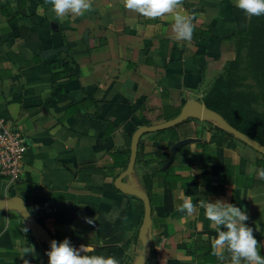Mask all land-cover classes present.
Listing matches in <instances>:
<instances>
[{
  "label": "crops",
  "instance_id": "obj_1",
  "mask_svg": "<svg viewBox=\"0 0 264 264\" xmlns=\"http://www.w3.org/2000/svg\"><path fill=\"white\" fill-rule=\"evenodd\" d=\"M91 3L57 16L49 0H0V115L28 141L21 179L0 180V264H48L47 237L120 264H230L227 252L225 261L213 254L204 210L179 211L182 192L241 206L264 244V155L211 111L194 106L181 123L143 133L125 174L138 129L175 118L188 101L206 106L250 16L234 0H182L194 24L184 41L171 13Z\"/></svg>",
  "mask_w": 264,
  "mask_h": 264
},
{
  "label": "clouds",
  "instance_id": "obj_2",
  "mask_svg": "<svg viewBox=\"0 0 264 264\" xmlns=\"http://www.w3.org/2000/svg\"><path fill=\"white\" fill-rule=\"evenodd\" d=\"M52 11L57 16L67 13L83 15L92 8L91 0H49ZM236 7L248 16L264 15V0H234ZM126 9L134 10L144 17L158 18L171 13L173 31L177 40L190 41L193 36L194 24L189 13L183 11L182 0H123ZM260 178H264V167L256 170ZM182 202L178 205L181 212L187 216L202 208L210 227L216 231L212 240L213 254L219 261L228 259L225 252L230 254V264H264V255L260 249L264 244L258 242L254 229L246 223L250 217L244 208L225 199H201L193 202L191 195L180 194ZM184 217H181L183 220ZM89 224L95 221L85 217ZM102 243V242H99ZM25 254H34V247L24 248ZM92 253V254H89ZM48 264H120L115 256L103 252H93L91 245L76 247L68 237L61 241L51 240L50 248L46 251ZM29 262V261H28Z\"/></svg>",
  "mask_w": 264,
  "mask_h": 264
},
{
  "label": "trees",
  "instance_id": "obj_3",
  "mask_svg": "<svg viewBox=\"0 0 264 264\" xmlns=\"http://www.w3.org/2000/svg\"><path fill=\"white\" fill-rule=\"evenodd\" d=\"M244 48L248 49L246 58L258 71L256 76H264V15L250 16L248 30L238 39L237 55L225 69L232 70L240 65L244 58L242 54ZM233 75V73L230 74L228 84L220 75L213 87L205 94L204 102L209 109L220 114L230 125L264 145V112L255 107L256 90L235 89Z\"/></svg>",
  "mask_w": 264,
  "mask_h": 264
},
{
  "label": "built area",
  "instance_id": "obj_4",
  "mask_svg": "<svg viewBox=\"0 0 264 264\" xmlns=\"http://www.w3.org/2000/svg\"><path fill=\"white\" fill-rule=\"evenodd\" d=\"M27 137L0 115V180L7 185L17 183L25 167Z\"/></svg>",
  "mask_w": 264,
  "mask_h": 264
},
{
  "label": "water",
  "instance_id": "obj_5",
  "mask_svg": "<svg viewBox=\"0 0 264 264\" xmlns=\"http://www.w3.org/2000/svg\"><path fill=\"white\" fill-rule=\"evenodd\" d=\"M196 107L197 110L200 112L202 109L205 110H209L211 111L213 114H215L219 120L224 124V126L233 134L239 136L240 138H242L244 141H246L248 144H250L251 146H253L255 149H257L260 153H262L264 155V145L262 143H260L259 141L251 138L250 136H248L247 134L241 132L240 130L236 129L235 127H233L232 125H230L220 114H218L217 112L206 108V106H204L202 103H199L197 101H188L187 104L185 105V107L183 108L182 112L176 116L175 118L168 120L166 122L157 124V125H152V126H144L141 127L140 129H138L134 135H133V139H132V146H131V158H130V163L128 166L127 171L125 172V174L129 173L135 163V159H136V155H137V147H138V142H139V137L148 131H153V130H161V129H166L172 126H175L179 123H181L183 120H185L189 115L193 114V107ZM145 198V223H144V227L147 228L150 222V205H149V201L147 199L146 196H143ZM13 200V199H12ZM16 205L18 206V208L21 210V212L24 214L25 217H29V214L27 213L26 210V206L24 203H21L20 201H15L13 203V201H7L6 205L7 206H12ZM22 204V205H21ZM19 205H21V207H19ZM5 207V206H4ZM47 240L49 242H51V238L47 237Z\"/></svg>",
  "mask_w": 264,
  "mask_h": 264
},
{
  "label": "rangeland",
  "instance_id": "obj_6",
  "mask_svg": "<svg viewBox=\"0 0 264 264\" xmlns=\"http://www.w3.org/2000/svg\"><path fill=\"white\" fill-rule=\"evenodd\" d=\"M242 54L244 58L242 59L238 67L232 70H229L226 68L225 71L221 73L220 75L224 77V82L228 84V79L230 78V74L233 73L234 74L233 75V86L237 90H244V91H247L249 89L256 90L257 96H255V99L257 101V104L255 105V107L258 110L264 112V91H263L264 76H256L257 75L256 73L258 71H256L255 68L252 67L249 59L246 58L248 54L247 48L243 49ZM215 82L211 85V87L207 90V92L213 87Z\"/></svg>",
  "mask_w": 264,
  "mask_h": 264
}]
</instances>
